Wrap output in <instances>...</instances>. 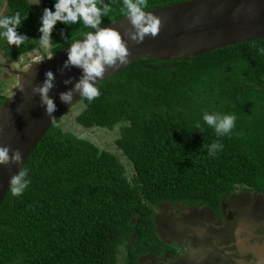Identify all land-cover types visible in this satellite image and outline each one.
<instances>
[{"label": "trees", "instance_id": "obj_1", "mask_svg": "<svg viewBox=\"0 0 264 264\" xmlns=\"http://www.w3.org/2000/svg\"><path fill=\"white\" fill-rule=\"evenodd\" d=\"M180 1L148 0V9ZM0 2L5 15H28L18 31L29 39L19 48L0 38L13 62L33 50L54 57L68 47L61 31L77 39L88 31L82 22L58 21L45 48L33 42L40 18L29 0ZM105 2L113 11L102 26L124 17L123 0ZM260 48L264 39L172 61L141 58L99 83L101 95L74 117L84 128L119 127L120 153L66 130L61 120L53 125L24 166L31 183L20 196L10 189L0 206V264H140L148 253L172 249L158 231L162 205L222 211L238 190L264 194ZM9 97L0 88V107ZM86 103L81 98L70 111ZM205 111L235 114L232 132L217 137ZM214 141L223 150L212 157Z\"/></svg>", "mask_w": 264, "mask_h": 264}, {"label": "water", "instance_id": "obj_2", "mask_svg": "<svg viewBox=\"0 0 264 264\" xmlns=\"http://www.w3.org/2000/svg\"><path fill=\"white\" fill-rule=\"evenodd\" d=\"M147 11L153 12L160 19V24L157 34L146 36L141 43L130 40L126 35L131 27L127 17L105 25L119 30L128 40L129 58L127 63L108 69L98 84L141 58L172 61L228 45L264 39V0H184ZM66 59L67 48L51 59L44 57L41 61L31 62L27 69L16 68L10 59H6L5 64L0 63L17 75L20 83L18 90L0 107V145L20 148L23 166L53 125L81 99L74 96L72 106L60 100V93L73 86L72 83L66 85L64 80L71 77L74 83L81 75L77 67L61 71ZM48 68L55 73V87L49 93L57 105L56 119L52 122L39 95L32 90L33 85L44 80ZM18 169L16 164L10 168L0 165V206L10 190V176Z\"/></svg>", "mask_w": 264, "mask_h": 264}, {"label": "clouds", "instance_id": "obj_3", "mask_svg": "<svg viewBox=\"0 0 264 264\" xmlns=\"http://www.w3.org/2000/svg\"><path fill=\"white\" fill-rule=\"evenodd\" d=\"M41 3L42 0H29V7ZM148 7V0H123V15L131 25L126 35L136 43H141L146 36H155L158 32L160 19L153 12L147 11ZM112 11L110 3L105 0H53L52 7L45 6L40 16V36L38 39L33 38V42L38 40L40 46L45 48L53 42L52 32L58 21L67 26L82 22L84 28L88 29L80 32L78 39L61 31V36L68 41L67 59L61 71L77 67L81 70V75L74 83L71 77L64 80L66 85L72 83L73 86L60 93V100L69 106H72L76 95L87 101L81 105L76 115L85 111L88 104L101 95L98 82L104 78L105 72L128 61V40L123 38L119 30L102 26L104 17H109ZM27 16H22L19 11L0 16V38L19 48L29 39L27 34L18 31ZM259 51L264 53V48ZM43 57L52 58L45 55ZM0 63H4L3 57H0ZM54 87L55 73L48 68L45 70L44 80L33 85L32 89L39 95L41 104L45 105V113L51 122L56 119L54 113L57 109L54 97L49 95ZM202 118L214 129L217 137L229 135L236 122L235 114L215 111H205ZM207 150L208 155L214 157L218 150H223V144L214 141ZM12 164L19 165V169L10 176L9 187L13 196H20L31 183L30 170L23 166V152L20 148H12L11 145H0V165L10 168Z\"/></svg>", "mask_w": 264, "mask_h": 264}, {"label": "rangeland", "instance_id": "obj_4", "mask_svg": "<svg viewBox=\"0 0 264 264\" xmlns=\"http://www.w3.org/2000/svg\"><path fill=\"white\" fill-rule=\"evenodd\" d=\"M45 6L44 0L38 6L33 5L39 18ZM6 12V4L0 2V16ZM43 55L33 50L18 57L14 61V66L18 69H27L31 62L41 61ZM19 86L18 76L0 66L2 91L11 97ZM70 110L60 119L66 130L87 137L102 148L120 153L115 144L119 127L115 131L99 127L84 128L76 122L74 114L77 111ZM215 212L210 207L198 209L187 207L182 202L162 205L157 215L158 231L172 249L162 254L148 253L141 259L140 264H240L237 255L243 252L239 249L235 233H240L247 225L254 228L264 221V194L249 189L238 190L231 198L226 199L223 214H219L217 210ZM180 220L186 221L189 229L187 233L178 236L175 229ZM199 225L208 229L206 238L198 235L196 228ZM216 234L222 235L223 246L217 247L214 241L209 240V237Z\"/></svg>", "mask_w": 264, "mask_h": 264}, {"label": "flooded vegetation", "instance_id": "obj_5", "mask_svg": "<svg viewBox=\"0 0 264 264\" xmlns=\"http://www.w3.org/2000/svg\"><path fill=\"white\" fill-rule=\"evenodd\" d=\"M0 54H1L0 57H3L4 59V63L2 64H5L6 59H9V58L7 57L5 52L1 49H0ZM0 66H3V65L0 64ZM225 201L223 202V205H222V211H219V214H223ZM198 209H202V208H198ZM212 211L215 212L214 209H212ZM204 228L206 229L205 232L203 231L205 230ZM188 229H189L188 223L184 220H180L179 224L177 223L175 234L179 236L183 233H187ZM196 231L201 238H206L208 235V229L205 226L199 225L196 228ZM241 231H243V237H244L243 242H242V238L240 237L239 233L238 232L235 233L236 239H238L239 249L243 252L242 254L237 255L238 261L239 262L241 261L240 264H263V261L261 258V252H262L261 250L262 248H264V221L261 224L255 226L254 228L251 227L250 225H247L244 229L242 228ZM209 240L214 241V244H216L217 247L223 246V243H224V240L221 234H218V235L216 234L215 236L209 237Z\"/></svg>", "mask_w": 264, "mask_h": 264}, {"label": "crops", "instance_id": "obj_6", "mask_svg": "<svg viewBox=\"0 0 264 264\" xmlns=\"http://www.w3.org/2000/svg\"><path fill=\"white\" fill-rule=\"evenodd\" d=\"M205 229V228H204ZM203 230V229H202ZM204 232L206 231V229L205 230H203ZM239 235H240V237L242 238V242H243V240H244V237H243V231H240V233H239ZM245 245V244H244ZM262 252H261V258H262V261H263V264H264V248H262V250H261Z\"/></svg>", "mask_w": 264, "mask_h": 264}]
</instances>
